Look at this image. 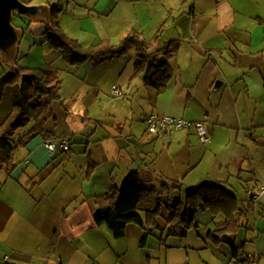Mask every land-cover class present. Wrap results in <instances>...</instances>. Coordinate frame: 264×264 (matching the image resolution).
<instances>
[{"label": "crops", "instance_id": "crops-1", "mask_svg": "<svg viewBox=\"0 0 264 264\" xmlns=\"http://www.w3.org/2000/svg\"><path fill=\"white\" fill-rule=\"evenodd\" d=\"M67 5L92 23L96 40L99 35L119 44L136 31L149 53L179 41L173 77L157 95L145 87L143 75L135 76L136 55L74 67L58 62L61 54L42 44L47 53L42 69L62 82L61 101L53 103L45 129L57 139L68 137L70 151L51 154L36 137L15 149L13 168H0V264H227L249 254L261 255L258 264H264V195L253 206L247 194L264 185V0H70ZM50 10L36 17L15 14L20 39L10 56L0 51V77L8 74L2 63L9 73L21 66L23 39L33 46L43 42L46 29L35 34L31 28L35 22L47 25ZM101 19L105 24L97 32ZM114 86L124 93L117 102ZM11 111L9 86L0 125ZM151 113L206 122L210 139L201 142L194 127L155 138L145 121ZM132 171L146 189L175 188L161 195L160 228L151 231L144 247L140 227L129 225L125 237L116 239L94 221L97 197ZM203 184L218 185L236 198L238 233L213 241L210 233L225 221L219 215L214 229L168 236L167 208Z\"/></svg>", "mask_w": 264, "mask_h": 264}, {"label": "trees", "instance_id": "trees-1", "mask_svg": "<svg viewBox=\"0 0 264 264\" xmlns=\"http://www.w3.org/2000/svg\"><path fill=\"white\" fill-rule=\"evenodd\" d=\"M21 1L26 5L33 3V0ZM62 13L63 9L58 6L52 7L49 12L47 28L41 35L44 39L43 45L48 50L59 52L74 67L87 62L102 64L110 60H120L135 50L138 58L135 76L143 75L145 87L154 89L157 95L166 91L173 77L171 61L178 53L179 41H171L157 52L149 53L147 43L134 31L119 45L105 40L85 48L63 31ZM18 18L19 16H14L15 27L14 22ZM24 31L25 29L22 32ZM61 83L58 76H52L46 69L19 65L0 77V104L6 89L12 87V111L0 125V168H13L15 149L25 148L36 137H42L44 141L58 140L45 129V125L53 118V103L61 101ZM23 130L26 131L15 141L17 133ZM173 189L175 188L164 187L162 192L146 189L141 185L138 173L132 171L120 186L113 185L106 194L97 197L99 211L94 221L98 226H107L116 239L125 237L129 225L140 227L145 232L141 242V247H144L146 237L151 231L160 228L158 219L163 207L161 195L168 194ZM185 194L186 200L177 201L167 208L171 212L166 227L168 236L185 237L193 228H197L195 215L200 209L225 217L218 230L210 233L209 237L213 241L220 239V236L238 233L241 228L237 218L239 206L233 195L214 184L189 188ZM231 248L239 250L234 245ZM243 262L244 260L239 261Z\"/></svg>", "mask_w": 264, "mask_h": 264}, {"label": "rangeland", "instance_id": "rangeland-1", "mask_svg": "<svg viewBox=\"0 0 264 264\" xmlns=\"http://www.w3.org/2000/svg\"><path fill=\"white\" fill-rule=\"evenodd\" d=\"M81 1V0H78ZM33 3L35 5H40L42 8L46 9V10H50L51 7L54 6H58L60 8L63 9L64 13L63 16H61V26L63 31L65 32V34L67 36H69L70 38L79 41V39H82L83 41L89 43L88 45H85V48L91 47L92 45L99 43L101 41H105L108 39H101L99 38V35L97 37V40L94 36V34H92L91 32L93 31V26L92 23L90 21H86V20H81L80 16L78 15V11H74L72 9V7H69L67 5L66 1L63 0H33ZM78 10V9H77ZM104 19H101V22L96 26L97 32L100 31L102 29V25H104L105 23L103 22ZM263 25H264V20L260 21ZM48 25V24H47ZM47 25L41 23H33L32 24V32H34L35 34L38 32H43L46 28ZM83 25V29L84 32L81 31V26ZM134 32V31H132ZM74 36H77L76 38ZM110 41V40H109ZM113 45H119V44H115L112 41H110ZM43 42H40V45L37 46H33L32 42H29L26 38L23 39L21 45H20V56H22V60L21 62V66L23 67H29V68H45L44 64H45V56H47L46 54V49L45 47L42 46ZM6 57L10 56L9 53H5L4 54ZM136 55L135 50H132L129 52V54L126 56L127 58L129 57H133ZM65 61L63 58H59L58 62H62ZM66 62V61H65ZM67 63V62H66ZM3 68H5L7 70V73H9L8 71V67L7 65H5L4 63H2ZM47 64V63H46ZM68 64V63H67ZM119 99H115L114 101H118ZM20 135V132L17 133V135L15 136L14 140H17L18 136ZM238 199L240 200L241 197L237 196ZM184 200H186V196L183 198ZM240 203V201H239ZM217 216L214 215V213L210 210L208 211H203L202 209H200L197 214L195 215V226H198L197 228H193L192 229V233H194L195 231H203L205 227L210 226L211 229H214L216 226L214 224V222L219 221V219H217ZM212 221V222H211ZM197 229V230H196Z\"/></svg>", "mask_w": 264, "mask_h": 264}, {"label": "built area", "instance_id": "built-area-1", "mask_svg": "<svg viewBox=\"0 0 264 264\" xmlns=\"http://www.w3.org/2000/svg\"><path fill=\"white\" fill-rule=\"evenodd\" d=\"M67 3L70 0H63ZM113 97L120 99L124 97L123 91L114 86L112 88ZM147 131L149 134L155 138L164 137L176 132H179L190 127H194L196 133L201 140V142H208L209 130L206 122H190L183 118H176L168 115H162L158 113H151L146 118ZM44 147L51 153L55 154L58 149L63 153H68L70 151V140L68 137L63 136L58 140H48L44 142ZM248 197L250 198L252 205L256 206L260 201L261 197L264 195V185L251 188L247 190ZM261 255L259 254H249L243 263L239 261L232 260L227 264H258Z\"/></svg>", "mask_w": 264, "mask_h": 264}, {"label": "water", "instance_id": "water-1", "mask_svg": "<svg viewBox=\"0 0 264 264\" xmlns=\"http://www.w3.org/2000/svg\"><path fill=\"white\" fill-rule=\"evenodd\" d=\"M44 8L26 5L21 0H0V51L8 53L19 42V33L13 24L15 14L36 17Z\"/></svg>", "mask_w": 264, "mask_h": 264}]
</instances>
